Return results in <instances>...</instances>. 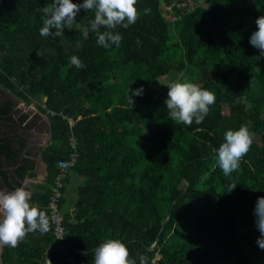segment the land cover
<instances>
[{
	"label": "trees",
	"instance_id": "1",
	"mask_svg": "<svg viewBox=\"0 0 264 264\" xmlns=\"http://www.w3.org/2000/svg\"><path fill=\"white\" fill-rule=\"evenodd\" d=\"M257 2L205 0L206 6L171 21L161 0H138L136 23L118 26L113 31L122 35L120 45L104 48L90 27L93 10L81 9L62 36L42 37L43 8L52 0H0V87L28 103L43 95L51 129V143L41 151L47 177L31 197L46 211L49 230L28 233L16 248L4 246L3 264H48V258L71 264L66 254L94 264L105 238L121 239L136 264L141 256L148 264L157 251V264H264L254 216L264 196V56L249 43L264 15ZM72 56L86 67L73 66ZM182 72L215 95L200 124L172 120L167 96L154 97L150 89L151 80ZM141 87L130 103L131 91ZM10 112V102L0 105V116L10 119ZM241 124L250 125L253 143L239 169L225 176L215 150L224 133ZM72 134L79 158L68 179L85 181L73 213L61 200L64 253L51 251L58 245L47 207ZM15 154L10 141L0 140V161L13 167L15 185L1 176L12 189L34 168L28 159L17 165ZM233 183L237 187L227 193Z\"/></svg>",
	"mask_w": 264,
	"mask_h": 264
},
{
	"label": "clouds",
	"instance_id": "2",
	"mask_svg": "<svg viewBox=\"0 0 264 264\" xmlns=\"http://www.w3.org/2000/svg\"><path fill=\"white\" fill-rule=\"evenodd\" d=\"M138 0H83V3H73V0H52L43 8V26L40 28L42 37H60L65 29H71L81 9L86 12L94 11V19L90 27L97 35V44L104 48L111 45L119 46L122 35L113 31L117 27L127 29L136 23L139 11L136 7ZM145 8L144 14L150 13ZM257 30L254 31L249 43L264 56V15L256 21ZM105 28L107 31L101 32ZM70 62L78 69L86 67L77 57L72 56ZM166 108L170 118L177 123L191 126L193 122L200 124L215 103V95L207 88H203L187 79H177L167 85ZM130 92V90H129ZM143 93V87L131 91L130 103H134L133 96ZM254 133L250 125L241 124L238 129H229L224 133L223 143L215 150L218 167L225 176H230L240 167L241 159L247 154L253 143ZM237 187L228 186L227 193ZM31 194L25 187H16L12 191L0 189V247L16 248L28 233L36 231L42 234L49 230V219L46 211L31 202ZM255 226L260 235L257 245L264 250V196L257 198L254 208ZM51 264V262H50ZM94 264H136L130 257L127 245L121 239L105 238L94 250ZM140 264H147V257H140Z\"/></svg>",
	"mask_w": 264,
	"mask_h": 264
},
{
	"label": "rangeland",
	"instance_id": "3",
	"mask_svg": "<svg viewBox=\"0 0 264 264\" xmlns=\"http://www.w3.org/2000/svg\"><path fill=\"white\" fill-rule=\"evenodd\" d=\"M180 1H182V0H161L162 10L164 11L165 14L166 13L168 14V15L166 14V16H167V18L169 20H170L171 16H169V12H168V10H166V8L168 7V5H172V4H175V3L180 2ZM249 1H254V0H249ZM196 2H197V0H196ZM198 6H206L205 0H201L199 2V4H197L195 7H198ZM257 7H258L259 11L262 14H264V0H258ZM174 10H175V12H177V7L176 6L174 7ZM181 11H183V10H181ZM186 13H187V11H186ZM77 26L81 27V24L78 23V25H76V27ZM177 79H180V80L187 79L190 82H193V80H194L193 78H191L190 75H188V74H186L184 72L178 73L176 75H171L169 77L161 78L159 80H151L149 85H150L151 91L153 92L154 97H157L160 94L167 96V92H168L167 85L169 83H171L172 81H175ZM118 85H119L120 88H125L127 86V81L125 79H123V78H120L118 80ZM9 97H13L14 99H17L16 100L17 101V107H18V104H19L18 103L19 99L17 97H19L20 100L23 103L22 108L25 107L26 109H28L26 113L31 114L30 110H33L35 112V114L32 113L31 114L32 116L34 115V117L37 118V119H40V117L43 118V123L41 122V125H39L38 128H36L35 132L39 133V137L43 141L42 148L47 147L51 143V129H50L49 114L45 110L46 98L43 95L38 94V95L35 96V98L30 103H28V101L22 100V97H20L18 95L16 96V94L14 92H12L9 88L1 86L0 87V98H9ZM21 112H23V111H21ZM222 112L225 113V114L229 113V107H228L227 104H224L222 106ZM30 145H32V144H30ZM31 147H33V149H34V146H31ZM33 157L35 158L37 163L39 162V165L37 164V169H36L37 172L39 173L40 176L44 175V177H45V165L40 160L41 158H39L40 157V153L36 152V154H34ZM79 178H80V176L70 175V178L67 181L68 183H67L66 188L67 187L69 188L70 196L66 195V197H64L63 208H64V210L69 211L70 213H73V211H72L74 209L73 204L77 200V197H78L77 196L78 187L82 183H84V181H85V178H83V177H82V179H79ZM37 180H38V177H37ZM39 180H41V179H39ZM25 182H29L33 186V188H35V189H39L38 186H39V184H41V183H38V182L37 183L31 182L30 178L25 179ZM179 186L183 187V183L180 182ZM23 187H30V185L26 186L24 184ZM6 188H8V186L5 185L4 182L0 179V189L6 190ZM244 228H246V227H242V229H244ZM160 247L161 246L158 247V250L160 249ZM4 249H5L4 246L0 247V264H3L1 254L4 251ZM160 257H161V255H160L159 251H157L155 253V255L152 257L151 262H149L148 264H157V261L160 259Z\"/></svg>",
	"mask_w": 264,
	"mask_h": 264
},
{
	"label": "built area",
	"instance_id": "4",
	"mask_svg": "<svg viewBox=\"0 0 264 264\" xmlns=\"http://www.w3.org/2000/svg\"><path fill=\"white\" fill-rule=\"evenodd\" d=\"M201 0H182L172 5H168L166 10L169 12L171 21H176L181 16L187 12L195 9L196 5L199 4ZM177 7V12H175L174 7ZM183 10V11H181ZM167 14V13H166ZM168 15V14H167ZM167 17V16H166ZM71 124L74 123L72 118H69ZM79 158L78 152V138L76 135L72 134L68 142V150L65 153V157L58 161V172L54 178V181L50 188L49 199H48V210L49 218L54 228L55 241L57 245H60L62 252H65V245L63 243L65 235L64 227V210L61 207V200L64 197V187L66 185V180L70 173V169L76 164ZM67 255V259L71 264H91L85 259H76L73 255ZM49 258L47 259L48 264ZM155 262V261H154Z\"/></svg>",
	"mask_w": 264,
	"mask_h": 264
},
{
	"label": "flooded vegetation",
	"instance_id": "5",
	"mask_svg": "<svg viewBox=\"0 0 264 264\" xmlns=\"http://www.w3.org/2000/svg\"><path fill=\"white\" fill-rule=\"evenodd\" d=\"M11 102V118L10 119H3L4 122L8 123V125L13 124V131L9 130L7 127L0 128V140H8L11 142L13 149L16 151V154L14 156V160L17 161V165L21 164L24 159H28L34 164V168L31 170L33 172L35 168L37 167V161L33 157L36 152L41 153V150H43V141L39 137V133H36V128H38L39 125H41V122L43 123V118L40 117V119H37L33 116L29 118L28 113L21 112L19 109H17V102L10 101ZM18 115L15 117V114ZM1 120V119H0ZM28 120V121H27ZM22 122L23 127H22ZM6 132V133H5ZM32 144V145H30ZM34 146V149L33 147ZM5 163V160L0 161V175L2 173L8 178L9 183L12 185H15L16 179H13V167L11 169L4 172L3 170V164ZM10 187V186H9Z\"/></svg>",
	"mask_w": 264,
	"mask_h": 264
},
{
	"label": "crops",
	"instance_id": "6",
	"mask_svg": "<svg viewBox=\"0 0 264 264\" xmlns=\"http://www.w3.org/2000/svg\"><path fill=\"white\" fill-rule=\"evenodd\" d=\"M17 96V95H16ZM19 100V104H18V108L17 109H19V110H21V111H23V112H27V110L28 109H26L25 107L24 108H22V106H23V103H22V101L20 100V98L19 97H17ZM17 99H14L13 97H9V98H0V105L1 104H3V103H5V102H10V101H14V102H17L16 101ZM23 100V99H22ZM11 103V102H10ZM29 107V106H28ZM31 111V114L32 113H34L35 114V112L33 111V110H30ZM31 114H28L29 115V118L32 116ZM15 115V117L16 116H18V115H16V113L14 114ZM0 128L2 127L3 128V130H4V128L5 127H7L9 130H12L13 131V124H11V125H8V123H6V122H4L3 121V119H4V116H0ZM28 121V120H27ZM23 123H25V122H22V127L24 126L23 125ZM1 131V130H0ZM4 131H6V130H4ZM6 132H8V131H6ZM5 132V133H6ZM42 151V150H41ZM39 158H41V153H40V157ZM39 160V159H38ZM43 163H44V161L42 160V158L40 159ZM38 165H39V162L37 163ZM44 165H45V177H44V175L43 176H40L39 175V173L37 172V167L35 168V170L32 172V175L31 176H26V178L25 179H27V178H30V180H31V182H35V183H44L45 182V180H46V177H47V170H46V164L44 163ZM9 169H11V166H7L5 163L3 164V170H4V172L5 171H7V170H9ZM37 177H38V180H37ZM1 179V178H0ZM39 179H41V180H39ZM79 179H82V176H80V178ZM78 179V180H79ZM68 181V180H67ZM25 183V181L22 183V185L21 186H23V184ZM28 183V185H26V186H29L30 185V187H25L26 188V190L31 194V197H32V195L38 190V189H35V188H33V186L29 183V182H27ZM67 183L68 182H66V185L65 186H67ZM10 189H12L11 187H9L8 186V188H6V190L5 191H10ZM66 195L67 196H70V194H69V188L67 187H65V190H64V197H66ZM31 202V201H30Z\"/></svg>",
	"mask_w": 264,
	"mask_h": 264
},
{
	"label": "water",
	"instance_id": "7",
	"mask_svg": "<svg viewBox=\"0 0 264 264\" xmlns=\"http://www.w3.org/2000/svg\"><path fill=\"white\" fill-rule=\"evenodd\" d=\"M0 178H1V180L4 182V184L7 185L6 182H5V180H4V178H3L1 175H0ZM24 184H25V185H28L27 182H25ZM24 184H23V185H24ZM7 186H8V185H7ZM12 190H14V189H10V191H12ZM59 247H60V245H58L57 247L53 248L51 251H53V250H55V249H57V248H59ZM49 263H50V261H49Z\"/></svg>",
	"mask_w": 264,
	"mask_h": 264
}]
</instances>
